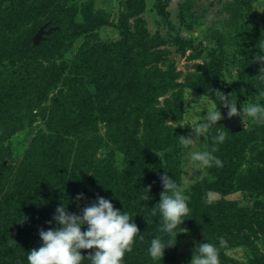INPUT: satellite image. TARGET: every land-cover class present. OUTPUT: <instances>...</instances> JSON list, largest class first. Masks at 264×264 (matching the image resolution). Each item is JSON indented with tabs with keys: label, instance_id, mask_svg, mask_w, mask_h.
<instances>
[{
	"label": "trees",
	"instance_id": "1",
	"mask_svg": "<svg viewBox=\"0 0 264 264\" xmlns=\"http://www.w3.org/2000/svg\"><path fill=\"white\" fill-rule=\"evenodd\" d=\"M262 2L212 0L198 9L195 0H179L174 25L167 11L173 0H154L168 25L164 36L146 26L147 0H117L115 10L112 0H0V264H28L27 252L42 243L39 230L55 227L49 221L58 203L79 214L97 196L129 212L143 235L124 264H177L185 240L197 245L206 238L217 244L220 260L233 241L254 260L249 245L256 240L264 250V124L241 117V130L233 132L217 121L210 132L226 133L214 153L221 164L191 172L184 155L189 146L176 136L188 135L183 112L203 95L215 100L224 93L238 110L264 103L255 95L264 84L254 61L264 39L254 20ZM43 25L51 31L35 43ZM163 45L203 63L183 72ZM185 88L193 89L192 100H184ZM26 132L27 143L14 156L12 140ZM204 142L202 136L199 149L211 146L210 136ZM255 152L261 165L254 164ZM165 172L184 185L190 217L177 243L153 260L150 240L167 238L159 213L151 211ZM237 192L241 199L231 197ZM77 193L84 195L77 199ZM256 259L264 264V254Z\"/></svg>",
	"mask_w": 264,
	"mask_h": 264
},
{
	"label": "clouds",
	"instance_id": "2",
	"mask_svg": "<svg viewBox=\"0 0 264 264\" xmlns=\"http://www.w3.org/2000/svg\"><path fill=\"white\" fill-rule=\"evenodd\" d=\"M258 47L260 51L255 55L254 61L259 64V72L255 77L264 84V39ZM192 90V88L183 90L185 101L193 99ZM255 95L264 98V88L258 89V94ZM218 103L227 109L229 118L239 115L242 119L248 117L252 122L264 124V103L241 104L238 110L237 101L228 99L224 93L215 100L205 98L203 95L183 112V118L188 121L187 126H190L192 135L176 136L178 144L182 147L193 145L201 136L204 137L205 144L209 136L211 138L210 147L189 148L184 153L185 166L192 170L221 164L220 158L214 153L218 144L225 140L226 133L219 127L215 129L214 134L210 132V129L217 125L216 122L223 119ZM205 108L206 114L198 115ZM160 180L163 191L160 193L159 202L151 207V211L153 214L159 213L160 230L167 238L162 239L157 235L150 240L147 253L153 260L162 259L165 248L177 243L178 233L187 230L182 227L183 221L190 217L189 197L183 191L184 185L178 184L167 172L161 174ZM150 187L148 185L143 188L146 200L149 198ZM83 195L77 193V199ZM53 222L55 227L39 230L42 243L27 252L28 264H81L85 257L90 258V264H124L123 257L126 252L132 251L134 241L143 239L129 212L114 207L111 200L103 196H97V202L83 207L79 214L68 211L65 203H58L53 219L49 221ZM218 242L220 246L226 243L223 236L218 237ZM81 249L92 251L85 255ZM218 251L217 244L209 242L206 238L196 245L189 264H219Z\"/></svg>",
	"mask_w": 264,
	"mask_h": 264
},
{
	"label": "rangeland",
	"instance_id": "3",
	"mask_svg": "<svg viewBox=\"0 0 264 264\" xmlns=\"http://www.w3.org/2000/svg\"><path fill=\"white\" fill-rule=\"evenodd\" d=\"M102 1L103 0H97V3L99 5H101ZM105 1H107V0H105ZM178 1L179 0H173V3L167 8V11H169V14H170L169 19L172 20L174 25H176L178 23V17H177L178 11H179ZM210 1H212V0H195V4L197 5L196 7L198 9H200V8L206 7ZM112 2H113L114 10H115V8H116L115 3L117 2V0H112ZM262 3L263 4H260L259 6H257L255 8L254 20H256V21L258 20L260 22L259 24L264 28V2H262ZM153 7H154V0H147V9H146V12L144 13V18L147 21L146 26L151 33H155L156 31H160V33L165 36L167 33H169L167 22H165L164 18L161 15H159L153 9ZM219 7H220V5L216 4L215 6H213V8L210 9V11H212L214 13L218 10ZM207 24H209V22ZM109 32H110L109 28H106V30L103 32V35H105ZM198 34H201L200 30H197L196 33H194V35H198ZM166 47L168 49H170V51L173 52L171 54V57H173L175 59L176 64H177V68L180 70H183V72L194 71L196 64L203 63L200 59L191 60V61L187 60L185 56H181L180 53L175 51L176 50L175 46H169V45L160 46L161 49L166 48ZM189 53H190V50H188L186 52V55H188ZM228 89H229V91H231V87L227 88L226 90H228ZM160 99L162 100L163 97H161ZM201 111H207V109L205 108V109H202ZM188 135L189 136L192 135L191 129L188 132ZM28 136H29V132L28 133L26 132L22 135H21V133H19V134H17L15 139L12 140V150H13L14 156H17L18 153H20V151L22 150V148H24L23 146H25V144L27 143L26 140L28 139ZM198 141L199 142L202 141V136L199 137V139L196 140L193 145H190L189 148L199 149V146L197 144ZM259 149L262 151L263 146L261 145L259 147ZM254 158H255V160H254L255 165L258 163H260V165L262 164L259 152H255ZM247 164L248 163L246 161H244L242 163V167L245 168L247 166ZM186 168L189 172H191L192 169L190 167H186ZM189 178H190V175L185 176V180L187 181L186 186L189 185L192 181ZM231 197L233 199H241V194H240V192H237V193H234L233 196L231 195ZM198 234L204 235V232L200 231ZM231 241H233V239H230V242ZM230 242L228 240V243H230ZM233 243H234L233 246H235V247H233V248L230 247V249L227 251L228 254H226L225 258L220 257L221 260L219 259V264H259V262L256 261L257 260L256 256L262 257L264 254V250L263 251L261 250V248L263 247L261 242H256V240H255V241H253V243H251V245H249L250 249L254 252V260L248 258L247 253L244 252V249H245L244 247L239 246V244L236 241H233ZM195 248H196L195 243H189L188 239L185 240V242L180 247V250H179V253L177 256V264H189V261L192 258V254L195 251Z\"/></svg>",
	"mask_w": 264,
	"mask_h": 264
},
{
	"label": "water",
	"instance_id": "4",
	"mask_svg": "<svg viewBox=\"0 0 264 264\" xmlns=\"http://www.w3.org/2000/svg\"><path fill=\"white\" fill-rule=\"evenodd\" d=\"M51 29L45 30L44 25L38 30V32L34 35L33 40L35 43H39V41L42 39L44 34H49ZM226 91H229L226 90ZM222 109V114H223V119L220 120V122L227 128H229L233 132H237L241 130V116L236 115L231 118L228 117L227 115V109L225 107H221Z\"/></svg>",
	"mask_w": 264,
	"mask_h": 264
}]
</instances>
